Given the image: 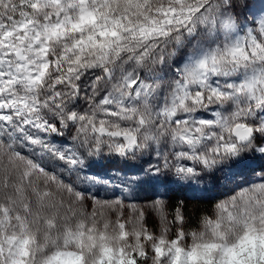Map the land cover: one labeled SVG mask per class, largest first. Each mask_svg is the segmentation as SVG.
Wrapping results in <instances>:
<instances>
[{
    "label": "snow or ice",
    "instance_id": "1",
    "mask_svg": "<svg viewBox=\"0 0 264 264\" xmlns=\"http://www.w3.org/2000/svg\"><path fill=\"white\" fill-rule=\"evenodd\" d=\"M0 264H264V0H0Z\"/></svg>",
    "mask_w": 264,
    "mask_h": 264
},
{
    "label": "rangeland",
    "instance_id": "2",
    "mask_svg": "<svg viewBox=\"0 0 264 264\" xmlns=\"http://www.w3.org/2000/svg\"><path fill=\"white\" fill-rule=\"evenodd\" d=\"M261 164L262 162L255 161L252 163L251 167L259 168ZM252 178L253 179L258 178V174H257V177H252ZM243 179H244V176L236 177L237 182ZM201 187H203V185H201ZM226 187H231V185H226L223 180L220 182L219 187L211 188L210 191L208 192L192 191L189 189L180 188L178 186H172L171 190L167 193V197L169 198V200L171 198H174L177 200H186V201L197 200V199L202 200V199H208V198L209 199L211 198L212 200H214V198L221 196V193L226 189ZM101 195L103 196L105 195V193H101ZM140 195L142 197H147V196L153 195V193L151 191H146V192H142Z\"/></svg>",
    "mask_w": 264,
    "mask_h": 264
},
{
    "label": "trees",
    "instance_id": "3",
    "mask_svg": "<svg viewBox=\"0 0 264 264\" xmlns=\"http://www.w3.org/2000/svg\"><path fill=\"white\" fill-rule=\"evenodd\" d=\"M170 201H177V199L171 198ZM186 206L187 209L189 211V213H191L193 216H196L198 214H200V212L206 208H209L211 206V203L213 202V200L210 198L208 199H197V200H191V201H186Z\"/></svg>",
    "mask_w": 264,
    "mask_h": 264
}]
</instances>
